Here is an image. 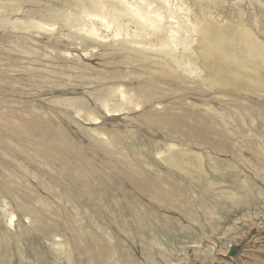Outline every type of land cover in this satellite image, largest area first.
Segmentation results:
<instances>
[{
    "label": "rangeland",
    "instance_id": "obj_1",
    "mask_svg": "<svg viewBox=\"0 0 264 264\" xmlns=\"http://www.w3.org/2000/svg\"><path fill=\"white\" fill-rule=\"evenodd\" d=\"M202 3L212 11L218 4L226 14L242 11L247 24L264 37V0ZM82 7H87L86 1L0 0V142L7 144L0 147V227H7L12 213L14 225L8 229L14 234L29 230L39 238L50 261L51 256L56 257L57 264H67L65 252L72 256L73 264H264V92L224 96L205 87L198 89L196 83L179 91L163 85L165 95L156 99L157 103L116 116L100 109L98 123L92 124L70 104L85 103L98 109L91 93L106 82L103 76L140 68L136 63L122 65L106 42H95L79 29ZM33 20L49 27L22 29L13 25ZM233 106L242 108L241 116L226 127L230 137L221 138L220 143L229 152L221 153L210 145L216 140L213 134L200 140L194 131L197 121L189 115L196 113L201 118L212 112L208 107L218 113L221 109L237 112ZM152 109L183 115L181 136L172 140L179 147L174 149L189 147L203 154L206 175L216 181L214 185L208 186L207 177L196 184L175 173L168 178L169 195L154 200L126 178L121 165L113 167L114 162L96 147L92 129L99 126L128 142H152L166 150L163 135L167 129L155 130L142 122L140 114ZM219 129V125L214 127V131ZM57 131H63L87 158L105 170L106 183L104 176L101 184L95 181L97 193L87 201L68 205L48 200L51 212L41 211L47 218L44 228L54 235L42 239L22 202L26 191L47 198L39 178L47 181L59 176L55 154L45 158L48 166L41 164V148L36 143L39 137ZM12 134L16 137L7 136ZM19 144L28 154L20 152ZM148 158L150 164L139 163L141 176L156 182L164 179L168 171L160 156L153 152ZM214 162L228 170H213ZM256 165L262 168L255 169ZM66 182L61 178L62 184ZM5 264H18L17 256Z\"/></svg>",
    "mask_w": 264,
    "mask_h": 264
},
{
    "label": "bare ground",
    "instance_id": "obj_2",
    "mask_svg": "<svg viewBox=\"0 0 264 264\" xmlns=\"http://www.w3.org/2000/svg\"><path fill=\"white\" fill-rule=\"evenodd\" d=\"M82 1L87 2V7H82L83 23L79 29L85 31L89 39L95 42H106L110 53L121 58L119 60L122 65L136 63L140 68L127 73L111 71L102 77L106 82L100 83V88L91 93L99 110L90 108L85 103L79 106L71 103L77 113L83 112L86 121L97 124L100 109L109 114L108 116H116L122 111H133L146 104L152 105L156 99L165 95L163 85L179 91L188 88V84L196 83L198 89L205 87L224 96L240 93L243 97L255 94L253 91L264 92V37L256 34L247 24L242 11L226 14L222 9H218V4L212 11V7L204 5L202 0ZM17 24L13 23L22 29L31 26L37 29L49 27L48 24L36 20L30 21L29 24ZM133 80L136 81L135 85ZM208 108L212 112H207V116L203 114L200 118L196 113L189 115L197 121L194 131L200 140H206L213 134L216 140L209 142L210 145L221 153H227L229 151L225 145L220 143L221 138L230 137L226 127L236 120L238 122L242 108L233 106L232 109L237 108V112L221 109L218 110L219 113L211 110V107ZM186 115L187 113H184V116ZM140 116L149 128L167 129L163 135L164 145L168 147L166 150L152 142H128L117 133L105 131L99 126L91 128L97 141L96 147L114 162L113 167L122 166L121 171L137 189L151 199L163 200L170 192L168 178L175 173L196 184L203 182L204 177L208 178L205 171L207 163L203 154L193 152L189 147L174 149L179 147L172 140L181 136L183 115L177 116L167 109L163 112L152 109L142 112ZM211 124L219 125L221 129L214 131L215 126ZM7 136L13 138L14 135ZM36 143L41 148V164L48 166L45 158L52 157L53 152L61 170L58 177H51L50 180L39 178L38 183L47 192V198L26 191L22 209L30 216H27L30 223L35 222L33 229L41 233L42 239H51L54 233L44 228L47 218L41 209L51 212L47 209L49 201L53 200L72 205L77 201L92 199L97 193L94 182L101 184L104 176L103 183H106V175L105 170L87 158L85 152L72 143L63 131L39 137ZM19 145L20 152L28 154L24 145ZM0 147H7V144L1 141ZM153 152L160 156L168 171L166 177L157 179V182L147 180L139 172L140 161L150 164L148 157ZM114 157L116 159H113ZM29 162H33L31 158ZM211 168L228 170L215 162L211 164ZM259 168L262 166H255V169ZM5 169L7 170L8 166ZM61 178H66L67 182L62 184ZM215 182L208 178L209 187ZM7 190L11 192L10 189ZM104 196L105 192L102 198ZM233 197L235 199V196ZM34 204L38 207H33ZM52 214L57 212L53 211ZM13 219L14 215L9 213L7 227H0V263L5 264L16 255L18 264H57L56 257L51 256L50 261L39 238H34L29 230L14 234L8 229L14 225ZM141 219L139 215L138 220ZM53 244L59 246L61 243L53 241ZM64 254L65 263L73 264L72 256L67 252Z\"/></svg>",
    "mask_w": 264,
    "mask_h": 264
}]
</instances>
